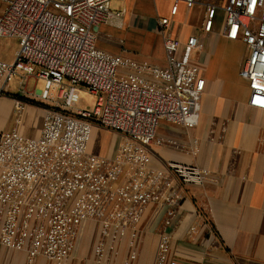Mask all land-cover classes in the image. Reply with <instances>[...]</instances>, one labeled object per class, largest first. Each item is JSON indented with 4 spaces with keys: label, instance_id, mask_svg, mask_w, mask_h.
I'll use <instances>...</instances> for the list:
<instances>
[{
    "label": "built area",
    "instance_id": "obj_1",
    "mask_svg": "<svg viewBox=\"0 0 264 264\" xmlns=\"http://www.w3.org/2000/svg\"><path fill=\"white\" fill-rule=\"evenodd\" d=\"M112 1L0 0V39L19 42L11 63L0 59V96L23 75L44 83L33 97L55 103L58 95L60 101L46 110L38 138L0 132V252L21 254L23 264H68L83 224L94 219L93 264H113L147 208L162 200V175L148 168L149 147L160 144L159 125L199 124L205 80L191 56L203 44L192 36L182 47L165 34L164 68L105 52L96 46L94 28L112 17ZM170 1L171 16L180 3L188 9L197 4ZM204 8V32L213 30L221 10L225 37L248 49L241 77L249 105L264 110V0H224ZM170 26L168 18L158 22L163 33ZM82 92L94 97L90 110L78 109ZM24 107L16 100L17 116ZM95 125L121 137L114 157L90 153ZM168 170L184 185L211 179L197 166L169 163ZM182 199L167 196L173 208ZM168 252L169 237L162 234L156 264H166Z\"/></svg>",
    "mask_w": 264,
    "mask_h": 264
},
{
    "label": "crops",
    "instance_id": "obj_2",
    "mask_svg": "<svg viewBox=\"0 0 264 264\" xmlns=\"http://www.w3.org/2000/svg\"><path fill=\"white\" fill-rule=\"evenodd\" d=\"M223 1L197 0L192 9L180 3L171 16L170 0H114L112 17L94 28L97 48L161 68L167 64L165 34L182 47L192 36L206 47L191 56L205 80L199 124L159 125L160 144L149 147L148 168L162 175V200L147 208L137 233L120 244L113 264H156L162 234L169 237L166 264H264V110L249 105L250 90L241 77L248 49L242 41L225 37L223 12L218 11L211 32L202 27L204 4ZM163 18L171 21L165 33L158 27ZM180 24L185 28L181 35L176 33ZM14 45L17 51L18 43ZM234 85L241 94L229 106L222 105ZM16 100L0 96V132L38 138L46 110L26 103L17 116ZM10 120L13 127L6 128ZM95 126L90 153L114 157L121 137ZM102 133L115 134L119 141L109 147L99 140ZM169 163L209 170L211 179L203 185H184L170 173ZM171 193L183 197L175 208L167 201ZM3 262L0 259V264H8Z\"/></svg>",
    "mask_w": 264,
    "mask_h": 264
},
{
    "label": "rangeland",
    "instance_id": "obj_3",
    "mask_svg": "<svg viewBox=\"0 0 264 264\" xmlns=\"http://www.w3.org/2000/svg\"><path fill=\"white\" fill-rule=\"evenodd\" d=\"M184 26L178 25L176 28V33L180 34L184 32ZM19 43L11 39H0V58L6 62L11 63L15 55V45L14 43ZM203 52L206 51V47L203 45ZM200 50V51H202ZM44 83L41 80H36L34 77H28L23 79V75L13 79L2 92L3 96H11L20 100L24 105L33 104L39 108L47 110L52 107H58L60 101L58 100V95L55 103L51 102H41L40 100L33 97L32 93L43 90ZM241 94L239 88L234 85L230 91L225 93L224 101L221 103L224 106H229L233 100ZM94 104V97L87 93L82 92L80 103L78 104V109L90 110ZM218 105V102L215 101ZM14 121L10 120L6 124V128H12ZM97 127V126H95ZM113 133L111 130H108ZM102 133L99 140H102L107 146L114 147L119 141V137L115 134ZM98 234V219L87 221L83 224L80 236L78 238L76 247L68 264H93V247ZM120 246V245H119ZM119 248V247H118ZM118 251V250H117ZM117 253V252H116ZM114 253V255H116ZM1 261L8 262V264H23L24 257L21 254H17L8 250H2L0 252ZM4 263V262H3ZM2 263V264H3Z\"/></svg>",
    "mask_w": 264,
    "mask_h": 264
}]
</instances>
